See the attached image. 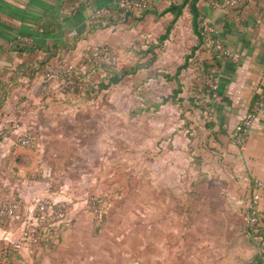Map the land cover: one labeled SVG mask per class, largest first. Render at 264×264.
I'll return each mask as SVG.
<instances>
[{
  "label": "crops",
  "instance_id": "0c3cea01",
  "mask_svg": "<svg viewBox=\"0 0 264 264\" xmlns=\"http://www.w3.org/2000/svg\"><path fill=\"white\" fill-rule=\"evenodd\" d=\"M117 1L0 3V201L14 198L21 205L13 221L0 225V238L6 241L20 237L22 223L33 209L31 199L58 200L56 196L39 195L38 184L24 178L22 166L34 163H23L29 153L16 137L43 134L39 122L45 115L39 104L46 98L42 93L47 95L58 85H66L64 61L71 64L70 59L88 48L91 39L112 27L78 41L73 50L62 53L61 60L51 58L31 78L22 72L30 73L43 57L39 50L62 46L71 39V31L79 33L83 29L84 20L95 9L108 6L116 11ZM157 1L158 9L168 7L169 0ZM196 10L198 27L209 49L192 54L197 37L192 13L185 6L176 22L172 24V17L165 32L147 45L145 52L151 58L134 65L139 71L150 67L156 59L154 49L161 41L159 47L165 45L175 23L182 32L184 26L193 40L183 62L170 75L179 72L183 91L178 104L161 105L166 106V112L170 105L175 107L177 133L173 141L162 145L160 157L154 162L151 148L145 163L147 176L133 184L140 187L126 193L101 192L98 203L92 200L98 211L88 208L86 200L72 203L64 223L57 226L60 230L49 235L47 246L12 257L0 251V264H251L252 258L262 252L264 0H242L234 9L225 7L223 0H196ZM153 15L136 13L121 25L129 28L123 37H136L138 28L143 33L140 24L146 25ZM216 41L238 55V60L220 58L214 48ZM204 67L208 68L209 78L204 75ZM51 72L56 74L48 76ZM169 82L175 85L174 80ZM213 83L219 102L212 99ZM258 103L245 146L239 148L232 132ZM256 183L261 186L257 188ZM256 192L260 230H253L249 236L250 229L243 230L244 217Z\"/></svg>",
  "mask_w": 264,
  "mask_h": 264
},
{
  "label": "rangeland",
  "instance_id": "374dc122",
  "mask_svg": "<svg viewBox=\"0 0 264 264\" xmlns=\"http://www.w3.org/2000/svg\"><path fill=\"white\" fill-rule=\"evenodd\" d=\"M171 19L170 13L151 16L146 25L139 23L143 33L138 28L132 39L123 37L129 28L112 27L87 44L113 54L120 71L151 58L145 53L147 45L165 32ZM189 37L184 26L182 32L175 23L165 45L154 49L156 59L149 68H141L135 76H125L119 84L100 92L90 90V86L104 79V72L89 68L80 52L70 59L78 74L72 84L42 93L46 98L39 104L45 115L39 122L43 134H31L34 145L25 147L29 154L23 163L34 165L24 164L23 175L38 184L39 195L58 197L56 202H66L68 211L72 203L83 200L88 208L98 211L94 204L101 192L126 193L140 187L133 184L147 176L145 163L151 148L154 162L162 145L173 141L178 130L175 107L170 105L166 112V106H157L175 88L163 75H172L175 66L183 62L193 45ZM94 199L97 202L93 204ZM35 200L31 199L30 205Z\"/></svg>",
  "mask_w": 264,
  "mask_h": 264
},
{
  "label": "built area",
  "instance_id": "2783aa9c",
  "mask_svg": "<svg viewBox=\"0 0 264 264\" xmlns=\"http://www.w3.org/2000/svg\"><path fill=\"white\" fill-rule=\"evenodd\" d=\"M4 1L6 0H0V3ZM181 2L182 0H169L168 5L177 6ZM241 2L242 0H223V5L228 9H234L238 7ZM148 7L158 9L159 2L157 0H118L115 3V8L123 13H139ZM113 11V8L108 6L97 8L84 20L83 26H95L101 21L109 19ZM77 35V30H73L69 34L71 38L76 37ZM24 42L29 43L30 41L25 40ZM214 48L217 51L218 56L222 59L237 61L239 58L238 55L226 50L219 41L215 42ZM80 56L83 59L93 58L100 63L109 64L114 67L117 62V59L113 54L102 51V49L96 45H92L83 50ZM73 68L74 67L71 64L64 61V69L66 73H72ZM55 74V72H51L48 76L53 77ZM72 83L73 79H68L67 84ZM210 88L212 91V99L219 102L220 96L217 94L216 83H213ZM259 106L260 104L258 103L254 111L246 114L242 121L235 126L232 132V140L239 148H244L245 146L250 128L256 118V110ZM16 141L20 146L26 148L34 145V137L31 134H21L16 137ZM260 186L259 183H256L257 188ZM258 201L259 194L256 192L252 197L250 207L244 217V231L254 228L259 224ZM20 208V202L14 198L0 201V225L13 221L18 215ZM67 212V203L64 201L56 202L47 197L35 200L30 217L22 223L20 237L15 241H6L5 239L0 238V251L4 249L13 252L30 251L33 247L38 245L39 236L44 230L48 227H55L64 223ZM261 264H264V260Z\"/></svg>",
  "mask_w": 264,
  "mask_h": 264
},
{
  "label": "trees",
  "instance_id": "16d2710c",
  "mask_svg": "<svg viewBox=\"0 0 264 264\" xmlns=\"http://www.w3.org/2000/svg\"><path fill=\"white\" fill-rule=\"evenodd\" d=\"M185 6H189V10L192 13V16H193V32H194V35L197 37L196 44L191 48L192 54H194L196 51H199V50L203 51V50L209 49L210 46L206 47L208 45V42L204 38L203 34L200 32L199 27H198V22H197L198 13L196 10V0H182V2L177 6L168 5V7L166 9H164L161 13H157V9L150 8V7L144 9L143 11H141L139 13H141L143 15L147 14V13H152V14H156V15H158V14L164 15L166 13H170L171 16L173 17V19H172V24H173L182 15V10L185 8ZM135 14H136L135 12L123 13L119 10L113 11L112 15L109 19L103 20L95 26L83 27V29L78 33V35L76 37L69 39L62 46H55L52 48H43V49L39 50L42 52V54H44L43 57L35 62V65L33 66V69L31 70L30 73L25 74L24 72H22V74L28 78H31L37 72H39L51 58L57 57L59 60H61L60 56L62 55V53L73 50L76 47V44L78 41L87 38V36L92 35L93 33H95L98 30L108 29L111 27H115L118 25L125 24V23H127V21L129 19H132ZM169 31L170 30H167V34ZM161 43H163V41H161ZM161 43H158L157 47L161 46ZM81 59H83V58H81ZM83 60L85 61L86 65L89 68L92 67V68L100 69L105 74L104 79L100 80L97 84L90 86V90H92V91L95 90L96 92L107 90L111 86L119 84L123 77L135 76L137 74V72L139 71V66H131V67L124 68V69H121L120 71H118V70H116V67L111 66L109 64L100 63L93 58L83 59ZM203 70H204V75L207 78H209L210 74H209L208 68L204 67ZM178 73H175L173 76L163 75V78L166 81L174 80L176 87L172 90V93L170 96L162 98L161 103L157 106V109L159 108V106L165 105L167 103H170L173 105L178 104L177 98L183 91L182 87L178 81ZM64 74H65L64 78H66V81H68V79L74 78V75L78 74V71L74 67L72 73H70V74L64 73ZM15 80L16 79H14V81ZM256 229L260 230L258 228V225L254 228H251L247 232L248 233L247 235L251 236L253 234L252 231L253 230L255 231ZM59 230L60 229L57 226L48 227L46 230H44L40 234L39 243L35 247L47 246L49 244L48 242L50 241L49 235L51 234V232H55V231L58 232ZM261 246H262V244H261ZM35 247H33V248H35ZM261 248H262V252L260 254H257L256 256H254L252 258L251 264H261L262 261L264 260V247L262 246ZM1 252L3 253V255H5V257H11V256L15 255L16 253H18V252H13V251H10L7 249L2 250Z\"/></svg>",
  "mask_w": 264,
  "mask_h": 264
}]
</instances>
